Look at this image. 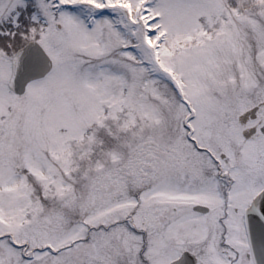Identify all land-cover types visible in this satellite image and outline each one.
Here are the masks:
<instances>
[{"label":"snow or ice","instance_id":"1","mask_svg":"<svg viewBox=\"0 0 264 264\" xmlns=\"http://www.w3.org/2000/svg\"><path fill=\"white\" fill-rule=\"evenodd\" d=\"M0 264H264V0H0Z\"/></svg>","mask_w":264,"mask_h":264}]
</instances>
